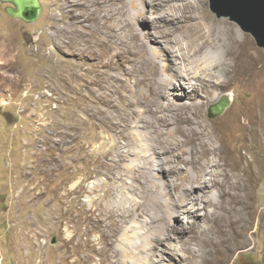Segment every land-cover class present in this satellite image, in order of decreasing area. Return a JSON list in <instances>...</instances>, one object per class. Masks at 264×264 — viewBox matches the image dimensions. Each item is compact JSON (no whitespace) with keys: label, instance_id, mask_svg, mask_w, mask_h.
Returning <instances> with one entry per match:
<instances>
[{"label":"rangeland","instance_id":"1","mask_svg":"<svg viewBox=\"0 0 264 264\" xmlns=\"http://www.w3.org/2000/svg\"><path fill=\"white\" fill-rule=\"evenodd\" d=\"M38 1L41 13L34 21L10 16L6 8L12 5L0 1V264H150L151 232L140 230L143 218L124 215L138 198L123 191L122 186L130 183L126 176H115L125 164L138 162L131 153L134 144L130 141V150L126 147L130 153L122 161L110 152L102 154L111 145L126 143L116 136L119 130L101 129V110L105 111V124L119 114L118 109L101 103V96L110 93L102 65L116 62L124 49L117 47L114 34L134 25L149 31L146 20L150 15L139 0L134 5L128 0L122 4L101 1V44L83 56L72 55L76 49L67 45L72 36L61 31L77 26L78 16L84 13L83 0ZM201 5L213 20L233 24L245 44L250 43L261 56L257 90L231 81L218 100L201 111V120L217 125L221 140L230 143L223 120L228 122L232 115L243 112L239 118L243 121L253 108L256 113L264 108L260 76L264 74V49L234 21L217 17L208 0ZM158 56L162 66L165 56ZM118 100L113 94L112 102ZM218 104L225 113L215 117L212 112ZM239 131L233 132L236 142L229 148L239 143L241 153L250 158L252 152L258 160V173L252 171L245 229L229 235L232 239L224 250L211 256L204 254V247L196 244L191 233H185L169 244L173 248L170 263L264 264V150L256 142H247L251 151L244 148L245 136ZM129 133H136L134 123L124 132ZM116 159L120 167L114 169ZM149 212L147 216H152ZM176 251H184L188 258Z\"/></svg>","mask_w":264,"mask_h":264},{"label":"bare ground","instance_id":"2","mask_svg":"<svg viewBox=\"0 0 264 264\" xmlns=\"http://www.w3.org/2000/svg\"><path fill=\"white\" fill-rule=\"evenodd\" d=\"M101 1L83 0L84 13L78 16V27L61 31L72 36L67 42L76 49L72 55L77 52L83 56L101 44ZM118 1L122 4L126 0ZM128 1L134 5V0ZM139 2L150 15L146 18L150 30L142 31L134 25L127 32L121 31L122 35L114 34L117 47L124 49L121 47L116 62L102 65L110 93L101 96V103L118 109L119 114L105 124V111L101 110V129L119 130L116 136L126 143L121 147L111 145L102 154L110 152L122 161L130 153V141L134 144L131 153L138 162L125 164L122 173H115L130 180L122 189L138 198L124 215L143 218L140 230L151 232V263L172 264L173 248L169 244L185 233H191L196 244L204 247V254L211 256L224 250L232 239L229 235L245 229L252 171L258 173V160L252 152L250 158L241 153L239 143L232 150L229 145L235 141L233 132L242 129L244 148L251 151L247 142H256L257 148L264 150V108L256 113L253 106L243 121H239L243 112L235 113L228 122L223 120L231 141L223 138L226 144L217 125L201 120V111L217 101L231 81L257 90L261 56L250 43L245 44L233 24L206 14L202 0ZM158 53L165 56L162 66ZM260 76L264 81V74ZM104 87L101 83V90ZM113 94L118 95L117 103L112 102ZM132 123L136 133L124 134ZM119 167L116 159L113 168ZM161 208L162 214L156 218ZM149 211L152 216H147ZM182 252L176 251V255L188 258Z\"/></svg>","mask_w":264,"mask_h":264},{"label":"water","instance_id":"3","mask_svg":"<svg viewBox=\"0 0 264 264\" xmlns=\"http://www.w3.org/2000/svg\"><path fill=\"white\" fill-rule=\"evenodd\" d=\"M9 3L7 13L25 21L36 20L41 13L38 0H0ZM210 10L217 17H228L241 30L249 33L258 47L264 49V0H208ZM229 100V99H228ZM213 115L221 114L225 109L221 104L213 108ZM54 242V241H52Z\"/></svg>","mask_w":264,"mask_h":264}]
</instances>
